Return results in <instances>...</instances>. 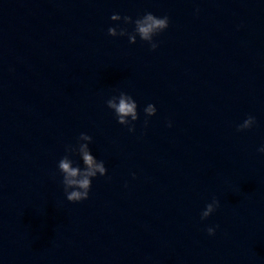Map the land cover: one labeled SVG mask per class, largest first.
I'll list each match as a JSON object with an SVG mask.
<instances>
[{"label":"water","instance_id":"95a60500","mask_svg":"<svg viewBox=\"0 0 264 264\" xmlns=\"http://www.w3.org/2000/svg\"><path fill=\"white\" fill-rule=\"evenodd\" d=\"M147 12L170 19L155 51L108 34ZM81 133L108 173L73 203ZM261 147L264 0H0V264H264Z\"/></svg>","mask_w":264,"mask_h":264},{"label":"clouds","instance_id":"9594fccd","mask_svg":"<svg viewBox=\"0 0 264 264\" xmlns=\"http://www.w3.org/2000/svg\"><path fill=\"white\" fill-rule=\"evenodd\" d=\"M111 19L113 21L123 20L127 24L134 23L135 31L129 33L126 29L117 27H109L108 34L110 36H128L129 41L133 44L137 42V36H139L143 41L150 44L151 49L155 51L159 44L155 41L154 37L164 32L170 26V19L167 16L157 17L151 12L145 13L142 17L132 20L130 16L121 17L119 14L112 15ZM108 108L112 109L116 114L118 123L128 127L130 132H135L134 121L139 119L138 104L136 100L129 94L125 92H120L118 96H112L106 101ZM144 112L146 116H155L157 113V108L154 104H148ZM256 123V118L249 115L247 119L240 125H238V131H244L246 129H251ZM148 120H145V126H147ZM169 127L171 123L169 122ZM80 141L78 147H73L69 145L66 149L67 155H65L59 162L58 168L63 176L64 192L68 201L77 203L87 200L90 195L92 188L93 178L98 175L106 176L108 169L105 162L98 160L91 152L89 144L92 143L93 137L81 133L79 137ZM260 152L264 153V147L259 149ZM78 152L81 156L84 167L81 168L79 165L74 166L73 160L70 158L71 153ZM135 175V174H133ZM220 206V201L218 199H213L211 203L206 205V208L201 213V219L206 220L210 217ZM217 227H219L217 225ZM209 235L214 236L216 234V228L209 227L207 229Z\"/></svg>","mask_w":264,"mask_h":264}]
</instances>
